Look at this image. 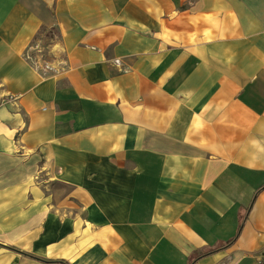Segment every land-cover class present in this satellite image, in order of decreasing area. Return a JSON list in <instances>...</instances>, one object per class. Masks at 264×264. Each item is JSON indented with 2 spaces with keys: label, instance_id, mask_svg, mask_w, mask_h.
I'll return each mask as SVG.
<instances>
[{
  "label": "crops",
  "instance_id": "obj_1",
  "mask_svg": "<svg viewBox=\"0 0 264 264\" xmlns=\"http://www.w3.org/2000/svg\"><path fill=\"white\" fill-rule=\"evenodd\" d=\"M262 252L264 0H0V264Z\"/></svg>",
  "mask_w": 264,
  "mask_h": 264
},
{
  "label": "rangeland",
  "instance_id": "obj_2",
  "mask_svg": "<svg viewBox=\"0 0 264 264\" xmlns=\"http://www.w3.org/2000/svg\"><path fill=\"white\" fill-rule=\"evenodd\" d=\"M43 40H41V44L43 43H52L53 39L55 38L54 34L52 31H43ZM47 48L45 50H43V52H45V55L47 54Z\"/></svg>",
  "mask_w": 264,
  "mask_h": 264
},
{
  "label": "built area",
  "instance_id": "obj_3",
  "mask_svg": "<svg viewBox=\"0 0 264 264\" xmlns=\"http://www.w3.org/2000/svg\"><path fill=\"white\" fill-rule=\"evenodd\" d=\"M45 69L58 71V69H55L54 67L50 66L49 64H46ZM260 264H264V252L260 253Z\"/></svg>",
  "mask_w": 264,
  "mask_h": 264
}]
</instances>
